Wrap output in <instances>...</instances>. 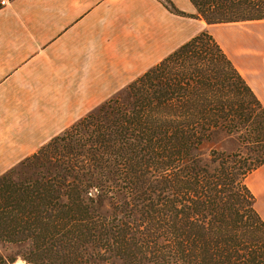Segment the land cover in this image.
I'll return each instance as SVG.
<instances>
[{
    "label": "trees",
    "instance_id": "16d2710c",
    "mask_svg": "<svg viewBox=\"0 0 264 264\" xmlns=\"http://www.w3.org/2000/svg\"><path fill=\"white\" fill-rule=\"evenodd\" d=\"M158 1L264 20V0ZM263 163L264 108L202 30L0 174V247L32 264H264L245 183Z\"/></svg>",
    "mask_w": 264,
    "mask_h": 264
},
{
    "label": "crops",
    "instance_id": "0c3cea01",
    "mask_svg": "<svg viewBox=\"0 0 264 264\" xmlns=\"http://www.w3.org/2000/svg\"><path fill=\"white\" fill-rule=\"evenodd\" d=\"M132 1L142 19L131 31L114 26L111 0L0 5V174L99 104L113 91V74H142L181 44L164 39L175 33L171 16ZM216 25L212 36L264 108V23ZM245 183L264 221V163Z\"/></svg>",
    "mask_w": 264,
    "mask_h": 264
},
{
    "label": "rangeland",
    "instance_id": "374dc122",
    "mask_svg": "<svg viewBox=\"0 0 264 264\" xmlns=\"http://www.w3.org/2000/svg\"><path fill=\"white\" fill-rule=\"evenodd\" d=\"M172 1L179 9L183 10L184 12L188 14L195 12L194 8L188 2V0H172ZM111 2L112 3L108 4L107 6L111 7V10H109V14L111 13L113 16V24L115 27L117 26L118 23H121L123 26V29L125 27L127 29V26H128V30L131 31V26L134 23V21H137V18L139 20L142 19V14H141L142 12L139 10V8L135 6L132 0H111ZM143 3L145 4L147 8L154 7V9H156V7H159V9L161 10L163 14L166 13L168 16L172 17L175 23L174 24L175 33L170 38L168 34L166 38H164L166 41L171 40L172 46L179 45L180 43L184 42L185 40L189 39L190 37L199 33L202 30H207L213 36H215L217 29L221 27L220 25H216V24H210V25L206 24L205 21L200 18L191 17V16H181V15L170 13L169 11H166V9L157 0H143ZM146 11L148 12L147 9ZM147 17H148V13H145V18L147 19ZM257 22L264 23V20H257ZM125 32L126 30L123 31V33ZM116 33L117 31H115V34ZM113 75H114L113 76V91L110 94L101 95V97L99 98L100 102L106 99L107 97H109L110 95H112L114 92H116L118 89L126 85L128 82L133 80L139 74H113ZM59 76L61 78H64L65 74H59ZM41 77L46 82H49V77L53 78V76H51L50 74H41ZM46 87L48 89V86ZM43 88H45V86H43ZM254 154H255L254 152L249 153L248 151H246L245 153L242 154V156L252 158L254 157ZM20 252H21V249H19L16 246L0 247V253H2L6 257H10L13 259V262L11 264H32L22 259L21 256L19 255Z\"/></svg>",
    "mask_w": 264,
    "mask_h": 264
},
{
    "label": "built area",
    "instance_id": "2783aa9c",
    "mask_svg": "<svg viewBox=\"0 0 264 264\" xmlns=\"http://www.w3.org/2000/svg\"><path fill=\"white\" fill-rule=\"evenodd\" d=\"M0 4L4 5L5 4V0H0Z\"/></svg>",
    "mask_w": 264,
    "mask_h": 264
}]
</instances>
